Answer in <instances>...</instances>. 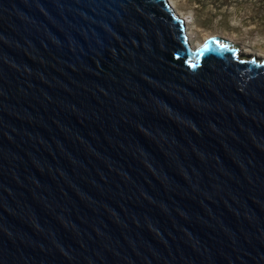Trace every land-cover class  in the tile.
<instances>
[{"label": "water", "instance_id": "obj_1", "mask_svg": "<svg viewBox=\"0 0 264 264\" xmlns=\"http://www.w3.org/2000/svg\"><path fill=\"white\" fill-rule=\"evenodd\" d=\"M231 45L168 0H0V264H264V59Z\"/></svg>", "mask_w": 264, "mask_h": 264}, {"label": "rangeland", "instance_id": "obj_2", "mask_svg": "<svg viewBox=\"0 0 264 264\" xmlns=\"http://www.w3.org/2000/svg\"><path fill=\"white\" fill-rule=\"evenodd\" d=\"M168 0L186 23L192 48L210 37L232 44L241 57L264 56V0Z\"/></svg>", "mask_w": 264, "mask_h": 264}, {"label": "bare ground", "instance_id": "obj_3", "mask_svg": "<svg viewBox=\"0 0 264 264\" xmlns=\"http://www.w3.org/2000/svg\"><path fill=\"white\" fill-rule=\"evenodd\" d=\"M186 24V23H185ZM190 42V41H189ZM262 59H264V56H260V59L259 60H262Z\"/></svg>", "mask_w": 264, "mask_h": 264}, {"label": "trees", "instance_id": "obj_4", "mask_svg": "<svg viewBox=\"0 0 264 264\" xmlns=\"http://www.w3.org/2000/svg\"><path fill=\"white\" fill-rule=\"evenodd\" d=\"M225 1H228V0H225ZM225 1H224V2H225Z\"/></svg>", "mask_w": 264, "mask_h": 264}, {"label": "snow or ice", "instance_id": "obj_5", "mask_svg": "<svg viewBox=\"0 0 264 264\" xmlns=\"http://www.w3.org/2000/svg\"><path fill=\"white\" fill-rule=\"evenodd\" d=\"M222 47H223V45H222Z\"/></svg>", "mask_w": 264, "mask_h": 264}]
</instances>
